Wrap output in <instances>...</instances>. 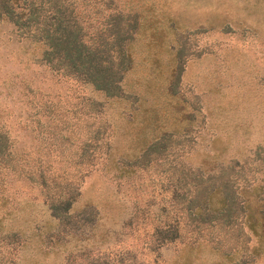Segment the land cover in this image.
Here are the masks:
<instances>
[{"label":"rangeland","instance_id":"obj_1","mask_svg":"<svg viewBox=\"0 0 264 264\" xmlns=\"http://www.w3.org/2000/svg\"><path fill=\"white\" fill-rule=\"evenodd\" d=\"M71 2L88 37L123 15L131 64L105 95L50 72L0 19V129L22 154L0 170V264H264L248 226L264 215V0ZM39 169L44 184L25 178ZM199 187L227 197L230 223L181 217L182 242L161 240Z\"/></svg>","mask_w":264,"mask_h":264},{"label":"trees","instance_id":"obj_2","mask_svg":"<svg viewBox=\"0 0 264 264\" xmlns=\"http://www.w3.org/2000/svg\"><path fill=\"white\" fill-rule=\"evenodd\" d=\"M111 21L100 25L99 32L105 35L88 37L86 20L76 13V6L71 0H0V19L11 22L14 31L22 40L32 44H40L41 54L38 62L45 65L50 72L64 77L74 78L85 84H91L105 95L116 96L120 89V80L131 64L130 48L132 34L122 35L118 22L114 19L123 15L114 13ZM131 24V25H130ZM128 32L133 23L123 22ZM93 27V26H92ZM180 63L176 67L177 79ZM95 103L98 104L97 101ZM67 110H58L56 104L44 102L40 115L49 119L66 120ZM38 119H36V122ZM64 124L60 129H67ZM43 128L42 125H37ZM53 135V126L46 129ZM60 132V131H59ZM60 134V133H59ZM61 137V136H60ZM12 142L8 135L0 129V170L5 168H22V154H14ZM40 162L38 158V163ZM43 170L36 174H24L25 178L44 184ZM196 189V194L186 199L184 214L172 213L163 230L156 227V233L163 231L161 240L182 242L179 219L185 218L194 224L213 226L215 223L229 224L231 207L227 197L215 187ZM71 196H69L70 198ZM233 210V209H232ZM254 211V212H253ZM248 226L254 232H264V215L256 208L249 211ZM185 244V243H184ZM192 244V241L188 243Z\"/></svg>","mask_w":264,"mask_h":264}]
</instances>
